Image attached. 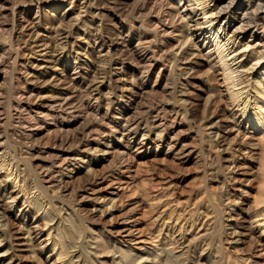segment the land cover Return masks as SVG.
<instances>
[{
    "label": "rangeland",
    "instance_id": "1",
    "mask_svg": "<svg viewBox=\"0 0 264 264\" xmlns=\"http://www.w3.org/2000/svg\"><path fill=\"white\" fill-rule=\"evenodd\" d=\"M9 1L7 8H1L0 23L11 25L13 21H28L38 24L43 46L31 54L16 55L14 50V57L7 56L3 47L9 48L12 35L0 30V141L4 142L0 150L5 149L14 168L18 167V173L27 180L25 186L29 188V197L37 196L39 205L25 203L23 193H19L18 202L12 209L0 198V264H60L54 261L56 255L51 242H47L52 228L58 245L68 247L67 264H167L169 239L158 240L159 230L153 221L160 211L167 216L165 220L169 219L175 207L174 216L183 212L181 214L187 220L189 218L188 221L196 217H204L207 221L204 228L199 223L197 227L188 226L185 245L174 251L180 260H174V263L264 264V235L254 217L257 210L262 209L257 203L261 195V178L256 173L262 155L260 147L249 144L256 142L257 133L236 114L240 126L230 122L221 129L227 145L219 154L212 148L214 140L201 126V119L211 94H214L213 100L219 99L220 108H224L225 97L217 94L218 82L209 73L205 57L207 49L201 46L199 50L203 55L196 51L197 57H191L192 60L186 63L193 69L185 77L180 75L182 67L176 66L170 56L159 52V58L150 61L155 62L157 68L148 81H144V74L131 75L134 67L145 63V59L139 57L143 50L140 44L144 46L148 41L145 46L149 47L151 39H157L156 44L160 46L164 41L175 44L181 28L170 35L158 32L155 37L153 27L147 26L144 17L129 14L128 9L138 0H95L94 11L82 7V0ZM237 1L241 5L247 0ZM240 11L238 8L233 10L231 16L235 17ZM256 23L263 25L259 21ZM242 37L245 42L258 41L250 34ZM100 42L106 48L94 51ZM164 47L170 46L165 44ZM108 49L111 55L105 58ZM109 58L122 61V65L116 67L117 71L111 73L112 81L119 78V90L127 88L128 84V88H133V95H112L109 80L102 83ZM7 59L10 60L6 64L4 60ZM54 75L60 78L59 83H52ZM94 75L98 77L97 83L104 96L101 111H105L109 97L113 101L112 116L115 118L97 121L86 131V110L72 106L62 112L51 95L73 86L72 83L86 81L87 84ZM124 79H127L126 84H123ZM184 82L187 85L183 86ZM33 88L41 93L34 97L35 101L28 103L25 96ZM173 88L174 94H171ZM23 90L30 92L23 95ZM181 92L188 98L187 112L185 118L182 115L176 118L172 112L174 108L181 109L180 102L176 103ZM159 100L169 101L166 111L155 109ZM150 105L154 106L148 113ZM169 111L171 115L167 113ZM123 112L125 117H143L146 123L141 125L142 129L149 125L148 130L154 132L160 127L164 130L165 140L141 144L138 140L130 142L122 137V132L116 129L121 125ZM152 123L157 125L156 128ZM55 134L67 139L63 140L64 144L56 146L53 143ZM170 143L175 145L174 148L169 149ZM88 144L98 150H88ZM239 146L243 153H236ZM106 148L109 150L104 153ZM219 156L221 160L217 159ZM230 160L235 162L232 169L228 167ZM214 166L215 170H212ZM48 170L47 175L43 173ZM220 180H225L224 189L227 188L232 199L237 201L227 210L218 203L223 190ZM150 204L157 208V215ZM189 213L193 217L190 218ZM208 214L213 219L206 217ZM236 228L239 234L232 241L228 240L227 234ZM26 231L33 234L32 241ZM162 236L164 240L165 236Z\"/></svg>",
    "mask_w": 264,
    "mask_h": 264
},
{
    "label": "bare ground",
    "instance_id": "2",
    "mask_svg": "<svg viewBox=\"0 0 264 264\" xmlns=\"http://www.w3.org/2000/svg\"><path fill=\"white\" fill-rule=\"evenodd\" d=\"M22 1H24V0H22ZM25 1H27V0H25ZM72 1L74 2L75 0H72ZM76 1H79V0H76ZM94 2H95V0H82V3L84 4V5L82 4V7L86 8L89 11H94ZM9 3H10V1H9ZM263 4H264V0H247L245 3H243L241 5L238 4L237 0H138V1H136V3L134 5H131V7L128 9L129 14H131L135 17L137 15V17H144L145 18V19L144 18L143 19H144L145 23H147V26L150 25L149 27H151V26L153 27L154 33L153 32L152 33L154 34L155 37L157 36L158 32H159V34L160 33H163V34L166 33V35H167V33H169V35H170V34L175 33L174 31L180 30V28H181L179 37L176 39L178 41H176L177 43H175V44L172 42H170V43L165 42V41L163 42L162 41L163 39H160L161 42H163V44L160 43L161 46L159 44H156V42H158L157 39L156 40L151 39V41H149L150 45L148 44L149 47L145 46V45H147L146 42H148V41H146L144 43L145 44L144 46L141 45L142 43L141 44L139 43L140 46L143 47V50L140 53L139 57L142 59H145L144 60L145 63L140 65V66L134 67V69H132V74H131L132 77H134V75H136V74L141 73V74H144L143 80L148 81L149 77L152 75L153 70L155 71V69L157 68V64L155 62L153 63L150 61L151 60L155 61L158 57L159 52L164 53V56H166V57L170 56L169 58H171V60H174V64L176 66L179 65L180 67H182L179 69L180 75H181V77L182 76L185 77L186 74L189 73L193 69V66H191V68H189V66H187L186 63L189 62V60H192V58H194L196 56L195 55L196 51H198L199 55L202 54V51L199 50V48L202 46V48H204V50L207 49L205 57L209 63L208 64L209 65V73L213 74L215 79L218 82V87L216 89L217 94L225 97L224 98L225 99L224 100L225 101L224 108H222V107L220 108L218 103H217L219 101V99L217 98L218 101L213 100V98H215V97H214V94H211L209 97L210 99L207 101V103L205 105L203 117L201 119V126L203 127V129H205V132L208 135V137L210 139L213 138V140H214L212 143V148L216 149L218 151V154H219L221 152L222 147L227 145L226 136L222 135L221 129L227 127L230 122L235 126H240V124H241L240 121L246 122L247 125H249L250 129L254 130L257 133V137L255 138L256 142H251V143L249 142V144H251L253 147H260V149H261L260 151H261V155H262L261 156L262 158L260 159L261 162L259 161L260 163H259V168L257 170L258 172L256 171V173L259 174L258 176L261 178V180H260L261 184L259 187L261 190L260 191L261 195H260V197L258 196L259 198L257 200V203L259 204L260 207H262V209H261V211H260V209L257 210L256 214H254L255 221L258 222V224H260L259 226L262 229L261 235H264V9H263L264 6H263ZM128 5L129 4H127V6ZM233 5H235L234 8L232 7ZM3 7L7 8V0H0V11H1V8H3ZM237 8H238V10H241V11L238 12L235 17H232L231 15H233V13H232L233 10H236ZM2 14H4V13H2ZM13 14H14V12H13ZM38 21L40 22V19ZM257 21L261 22L263 25L258 26V24L256 23ZM38 26H39L38 24L30 23L28 21H25V22L13 21L11 25L10 24L7 25V23H4V22L0 23V30L3 32H9L8 34L12 35L11 41L9 42L11 44L8 45L9 48L7 49L5 47L6 49H4V47H3V50L7 52V56H8V54H10L12 57H14V50H16L15 54L18 53L16 55H19V54L20 55H26L28 53L31 54V53L36 52L37 48L43 46L42 44H40L42 42V40H41L40 34L38 32V30H39ZM159 30H161V32ZM196 32L198 35H195ZM85 34H86V32L84 33V35ZM244 34H250L251 38L254 37L255 40H258L260 42H258V41L255 43L250 42V41L245 42L244 38L242 37ZM121 36H122V34H121ZM123 36H125V35H123ZM125 37H122V38H125ZM163 38H165V37H163ZM165 44H167L168 47L169 46L170 47L168 49H166L164 47ZM105 46L106 45L104 43L100 42L97 45H95L94 51H103V49L106 48ZM109 52L110 51L108 49L106 51V55H104L105 58H108L111 55L110 54L111 52L110 53ZM85 54H86V52H85ZM88 55L89 54H87V56ZM16 57L17 56H15L14 59H17ZM9 60L8 59L4 60V62L7 64V63H9L8 62ZM148 61H149V63H148ZM182 63L185 66H183V65L181 66ZM118 65H122V61L120 62L117 59L114 60L112 58L108 59L106 67L105 68L103 67L104 68L103 71L106 72L104 74V75H106L105 77L109 76V78L103 77L102 83L106 79L109 80L108 86L111 88L110 94H112V95H117L118 93H120L122 96L128 95V94L133 95V88L132 87L128 88V86H129L128 84H127V88L125 87V88H122L121 90H119V88H118L119 82H120L119 78L112 81V78L110 77L111 73L113 72V70L117 71L116 67ZM159 75H160V73H159ZM97 78L98 77H96L94 75V79L92 78L93 80H91L87 84H86V81H79L77 83H72L73 86L70 85L71 87L64 88L60 92L56 91L55 95H54V93H52V95H51V98L54 99V101H55L54 103H56V101L58 102L59 108L62 109V112L63 111L65 112L67 109H70L72 106L74 108L75 107H82L86 110V111H84L85 112L84 116L86 119L85 122H87V123H85V127H84V128H86V131L89 128H93L97 121H101V120L103 121L105 119L107 120V119L115 118L112 116L114 111H113V107L111 106L112 102H113L111 98H109V97L106 98L107 99L106 100L107 101V107H105L106 108L105 111H101L103 108L100 105H101V101L103 100L104 96L102 94L103 92H102L101 87L99 86V83H97L98 82ZM126 81H127V79H124L123 84H126ZM59 82H60V78H58L57 76L54 75L52 83L56 84ZM114 82H116V83H114ZM182 84H183V86L187 85V83H185V82ZM174 90H175V88H173L171 90V94H174ZM27 91L23 90V91H21V93H23V95H26ZM30 91H28L30 93L27 94V96H25V99L28 103H30L32 100H34V97L40 96V93H41L40 90H37L35 88L31 89ZM252 92H255L254 96H251ZM181 95L182 96H180L179 99H177V101H176V103L180 102L179 106L181 109L176 110L174 108L173 109L174 112H172V114H174V116L176 118L178 117V115L179 116L182 115L185 118L184 114L187 112V110H186L187 106L186 105L188 103V98L186 97L184 92H181ZM76 101L77 102L79 101V102H78V104L75 105ZM165 101L161 102L159 100L158 101L159 103L157 102L155 109H161L163 111H166V106H167V104H169V101H166V102ZM176 103H174V104H176ZM27 105H29V104H27ZM153 106L154 105H150L147 107L148 113H150L149 109H152ZM20 107H22V105H20ZM23 108L25 109V106H23ZM217 112H220V113L217 115L216 114ZM167 113H170V111ZM236 114L240 115V117H241L240 121H237L235 119ZM169 115H171V113ZM216 117H218V119ZM120 118L123 119L122 121H124V122L123 123H121L122 121L119 122L121 125H120V127H118L116 129V131H121L122 137L128 139L130 142L138 140L141 142V144H145L146 142H149V143L154 142L155 143L157 141H164L165 140L164 139L165 138L164 130L159 129L160 127H157V129H155L154 132L148 130L149 125L145 129L141 128V125L146 123L144 121L143 117H131V118H129V117H125V113L123 112L121 114ZM83 119H84V117H83ZM173 120H174V118H173ZM82 123H84V122H82ZM109 123H111V122H109ZM152 124L154 125V123H152ZM83 125H82V127H83ZM106 126H108V125L106 124ZM156 126L157 125H154V128H156ZM81 129H82V131H84L83 128H81ZM66 130H69V129H66ZM66 130H64V131H66ZM58 131L61 134V131H63V130L60 128ZM99 131L100 130H98L97 132H99ZM88 132H90V131H88ZM57 134H59V133H57ZM60 136L56 135L53 138V143L56 146L58 143L64 144L63 140H67L66 138L62 139V136L61 137ZM64 137H65V135H64ZM120 140H121V138H120ZM109 141H110V143L113 142V140H109ZM2 143H4V142L0 141V145H3ZM107 146L110 147L111 144H108ZM159 146L160 145H158V147ZM173 146H175V145H172V144L169 145V149L174 148ZM87 147H88L87 149L88 150L90 149L91 151L92 150L93 151L98 150V148L94 149L93 147H91V144H88ZM107 148L103 149L104 153L108 152L109 149H107ZM182 149H184V148L182 147ZM237 152H242V148L240 146H239V149L237 148L236 153ZM234 157H236V154L234 155ZM212 158H214V157L212 156ZM219 158H220V156L217 157V159H219ZM221 159L222 158H220V160ZM9 160L10 159L7 157V153H6L5 149H3L2 151L0 150V196H1L0 198H2L5 201V204L8 205L12 209L15 206V204L18 202L19 193H23L25 196V198H24L25 203H27L28 205H33V204L39 205V203H38L39 198L35 195H31L32 197H29L28 192H27L29 188H27V185L25 186V181L27 183V180L24 178V176L21 173H18V169H17L18 167L16 169L14 168L15 165L13 166V164H12L13 161L12 160L9 161ZM229 162H231V160ZM234 163L235 162L232 161L229 164V166H228V167H230L229 169H232ZM213 164L215 165V163H213ZM212 168H213L212 170H215V166ZM48 169H50V168H48ZM42 170H43V168H42ZM43 173L47 175L49 173V170L46 172H43ZM43 173H42V175H43ZM136 173L139 174V172H136ZM43 176H41V177L44 178ZM37 178H38L37 180L39 181V177H37ZM151 178H152V176H151ZM44 179H42V181H44ZM224 181H221V180L218 181L221 183V185L223 184V187L221 186L223 189L222 194L220 195L221 197H220L218 203L219 204L221 203L222 205H224L225 209L227 210L232 204L234 205L237 201L235 198L232 199V196L226 190L227 188L224 189L226 186V183ZM38 184H39V182H38ZM168 188H169V186H168ZM104 200H105V198H104ZM201 201H203V200H201ZM151 205L152 204H150V208L153 207ZM177 208H179V207H177ZM152 209H155V208H152ZM175 209H176V207L174 209H172L173 212H171V213L168 212L170 214L168 217L169 219H167V220H165L167 218V216L165 217L164 213H161V211L160 212L157 211L158 216L153 221V224L155 226H157L155 228H157L159 230V236L160 237L157 235L158 240L166 241L167 238L169 239V243L166 244L167 246H169V252L168 253H170L169 254V260H168L167 264H176V263H174V260H177V261L180 260L179 259L180 257L178 255H176L174 253V251L176 248H179L180 246L185 245L184 241L187 237L185 232L188 229V226L190 228H193L197 224V226L200 225L201 228L202 227L204 228V225L206 224V221H207L206 219L204 220V217L203 218L202 217H196L192 221H188L189 218L187 220L183 216V214H181L183 212H180L179 214L177 213V216H174L176 214L175 212H177ZM225 209H223V210H225ZM156 210H157V208L154 210V212H153L154 214H155ZM226 210L224 211V213L226 212ZM213 212H211V214H213ZM195 213L197 214V212H195ZM46 214H47V211H46ZM46 214H44V215H46ZM151 214H152V212H151ZM189 214H191L190 215V218H191L192 213H189ZM155 215H157V214H155ZM166 215H168V214H166ZM210 215L208 214V215H206V217H211ZM21 216H23V210H22ZM45 217L49 218V216H45ZM229 217H231V215H228V218ZM259 218H261V219H259ZM217 219L218 218L216 217V220ZM151 220L152 219H150V221ZM198 223H199V225H198ZM45 226H48V223H46ZM24 230H25V228H24ZM52 231H53V228L48 232L47 242L48 243L51 242L50 245H52V250H53L54 254L56 255V259H54V261L56 263L61 262L60 264H67V263H69L67 261V255H66V251H67L66 249H68V247L67 248L65 246L60 247V245H58V243L54 240V236H53ZM238 231L236 228V230L232 231L231 233H228L227 234L228 240L230 239L232 241V239H234L239 234ZM131 233H132V231H130L129 234H131ZM27 235H28V238H30V241H32V239H33L32 235L33 234L30 231H28ZM162 235L165 236L164 240H162L163 239ZM157 236H156V238H157ZM144 240L145 239L143 238V241ZM164 250H166V249H164ZM70 262H72V261H70Z\"/></svg>",
    "mask_w": 264,
    "mask_h": 264
}]
</instances>
